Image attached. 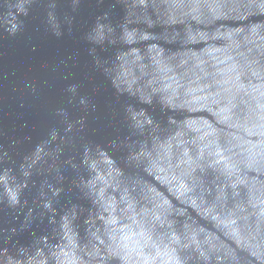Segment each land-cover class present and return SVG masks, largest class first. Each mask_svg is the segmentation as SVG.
Returning <instances> with one entry per match:
<instances>
[{"label": "water", "instance_id": "95a60500", "mask_svg": "<svg viewBox=\"0 0 264 264\" xmlns=\"http://www.w3.org/2000/svg\"><path fill=\"white\" fill-rule=\"evenodd\" d=\"M0 264H264V0H0Z\"/></svg>", "mask_w": 264, "mask_h": 264}]
</instances>
